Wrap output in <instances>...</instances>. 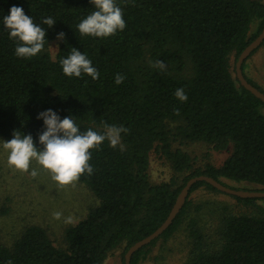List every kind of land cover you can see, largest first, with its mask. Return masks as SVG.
<instances>
[{
    "label": "trees",
    "instance_id": "16d2710c",
    "mask_svg": "<svg viewBox=\"0 0 264 264\" xmlns=\"http://www.w3.org/2000/svg\"><path fill=\"white\" fill-rule=\"evenodd\" d=\"M116 3L123 10L126 28L100 38L81 36L77 29L94 11L91 0H0V139L11 140L17 130L31 134L42 150L39 135L46 126L37 116L48 109L61 119L73 117L81 132L102 133L105 123L129 129L121 133L123 151L120 146L110 147L107 140L99 149H90L94 172L78 181L99 204L67 228V247L56 246L44 227L31 225L12 246L0 242V264L8 260L13 264H104L113 250L123 245L127 252L157 230L194 176L207 175L235 189L264 191V101L241 85L231 63V55L237 59L262 32L264 1ZM14 5L46 30L44 49L30 59L15 55L16 42L9 39L3 24ZM49 16L56 21L51 28L42 22ZM255 21L258 27L250 34ZM60 32L65 39L53 58L48 45ZM72 47L92 61L100 73L98 80L63 73L60 60ZM157 60L167 64L165 71L152 66ZM117 73L125 77L119 85ZM178 88L184 89L186 102L174 95ZM177 141L204 142L215 151L230 147L232 151L221 166L196 167L187 152L174 146ZM153 151L165 157L179 176L152 183ZM227 180L253 186L231 185ZM201 187L219 192L205 181L196 182L171 225L136 251L131 264H140L158 241L167 242L184 225L191 241L185 264H264V206L259 204L264 199L234 196L258 212L228 213L215 228L203 230L199 219L190 217L191 195Z\"/></svg>",
    "mask_w": 264,
    "mask_h": 264
},
{
    "label": "rangeland",
    "instance_id": "374dc122",
    "mask_svg": "<svg viewBox=\"0 0 264 264\" xmlns=\"http://www.w3.org/2000/svg\"><path fill=\"white\" fill-rule=\"evenodd\" d=\"M257 27L258 22H253L250 34L254 33ZM60 42L61 40L57 38L48 45V51L53 58L58 53ZM237 59L235 54L231 55L233 66L236 65ZM244 73L264 91V42L246 59ZM4 141L8 139H0V242L12 246L25 228L38 225L47 229L56 246L66 248L67 228L84 219L90 209L99 204V199L80 181L74 186L58 188L51 174L35 161L32 162L29 173H22L10 167L7 163L9 153L2 146ZM174 146L187 152L193 158L196 167H203L206 163L221 166L232 151L231 147L225 151H215L204 142L180 144L177 141ZM32 168L38 171L35 178L30 175ZM149 175L152 183L167 182L179 176L170 162L157 151L151 153ZM227 182L240 187L253 186L247 182L236 183L228 180ZM191 198L190 217H197L203 230L215 228L220 218L228 213L258 212L238 202L233 195L206 187L197 189ZM259 204L264 206L262 201ZM54 212L62 213L60 220L54 219ZM69 216L73 218V224L64 223V219ZM190 248L191 241L184 225L167 242L158 241L140 264H185L189 258ZM123 251V245L113 250L104 264H124L126 252Z\"/></svg>",
    "mask_w": 264,
    "mask_h": 264
},
{
    "label": "clouds",
    "instance_id": "9594fccd",
    "mask_svg": "<svg viewBox=\"0 0 264 264\" xmlns=\"http://www.w3.org/2000/svg\"><path fill=\"white\" fill-rule=\"evenodd\" d=\"M91 3L95 5L94 11L77 25L81 36L107 38L126 28L123 10L117 5L116 0H91ZM42 22L49 28L56 23L51 16L44 18ZM3 24L9 32V39L16 42L17 57L30 59L44 49L46 30L34 23L32 17L26 15L22 7L12 6L10 14L3 17ZM57 38L65 39V33H58ZM60 64L63 73L68 77L80 78L87 75L93 80H98L100 77L92 61L75 47L71 48L66 58L60 60ZM152 66L161 71H165L168 67L162 60L155 61ZM124 79V75L117 73L115 83L119 85ZM174 95L181 102L188 100L183 88L176 89ZM37 118H43L46 126V130L39 135V143L44 146L43 149L36 146L31 134H21L20 131L14 130L13 138L4 141L2 145L9 153L7 163L22 173H29L32 162L35 161L51 174L58 188L74 186L85 173L93 174L94 168L89 163L92 158L90 149H99L105 140L109 142L110 147L120 146L123 151L121 133L129 131L122 125L105 123L102 133L92 129L81 132L73 117L61 119L52 109L40 112ZM30 175L35 178L38 175L37 169L32 168ZM53 217L60 220L62 213L54 212ZM64 223L73 224L74 220L69 216L64 219ZM6 264L13 262L8 260Z\"/></svg>",
    "mask_w": 264,
    "mask_h": 264
},
{
    "label": "water",
    "instance_id": "95a60500",
    "mask_svg": "<svg viewBox=\"0 0 264 264\" xmlns=\"http://www.w3.org/2000/svg\"><path fill=\"white\" fill-rule=\"evenodd\" d=\"M262 42H264V27L262 32L259 34V36L253 40L239 55L235 69H236V76L238 80L240 81L241 85L247 88L249 91H251L255 96L262 99L264 101V93L250 84L247 80V78L244 76L242 71V65L245 59L251 54V52L255 49H257ZM198 181H205L217 190L224 192L229 195H233L239 198H264V191L260 190H244V189H235L233 187L227 186L223 184L222 182L207 176V175H199L194 176L190 178L185 186L183 187L180 196L176 200L170 214L168 215L167 219L164 221V223L155 230L152 234L148 235L147 237L137 241L135 244L129 247L125 254V264H131V258L133 254L143 248L144 246L150 244L153 240L158 238L172 223L175 216L178 214V212L183 207L186 198L189 194V191L191 187Z\"/></svg>",
    "mask_w": 264,
    "mask_h": 264
}]
</instances>
